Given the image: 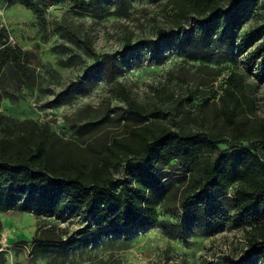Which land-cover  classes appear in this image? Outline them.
<instances>
[{"label":"rangeland","instance_id":"obj_1","mask_svg":"<svg viewBox=\"0 0 264 264\" xmlns=\"http://www.w3.org/2000/svg\"><path fill=\"white\" fill-rule=\"evenodd\" d=\"M30 1L42 18L18 0H0V26L8 34L0 41V113L47 125L59 137L57 148L68 140L72 154L90 157L126 136L132 120L116 91L120 85L143 107L146 121L225 136L229 124L219 97L233 71L240 85L229 104L240 128L248 132L264 118V72L258 69L264 47L252 62L264 41V0L237 27L228 18L207 25V15L194 12L177 25L169 0H59L45 8ZM231 5L221 1L223 9ZM150 40L158 42L156 51ZM217 66L225 69L215 77ZM114 172L124 175L123 165ZM162 173L156 224L102 231L66 251L44 248L36 238L65 240L91 218L71 208L38 213L45 201L29 192L18 199L28 210H0V264H260L247 249L243 228L249 224L212 212L235 213L229 194L213 192L205 206L184 209L181 165L172 162Z\"/></svg>","mask_w":264,"mask_h":264},{"label":"trees","instance_id":"obj_2","mask_svg":"<svg viewBox=\"0 0 264 264\" xmlns=\"http://www.w3.org/2000/svg\"><path fill=\"white\" fill-rule=\"evenodd\" d=\"M18 1L35 8L38 17H43L30 0ZM37 1L45 8L59 0ZM169 1L175 7L177 25L194 12L207 15V25L228 18L235 27L258 2L232 0L231 7L223 9V0ZM261 23L264 25V20ZM7 36L6 29L0 26V41ZM149 43L154 51L158 49V42L150 40ZM258 46L252 62L259 55L260 47H264V41ZM224 69L225 66L215 67L213 75H220ZM258 69L264 72V62ZM224 82V94L219 99L229 124V133L225 136L210 131L182 133L159 121H146L143 107L120 85L116 91L132 120L127 125L128 133L105 144L90 157L72 154L73 142L68 140L64 149L57 148L59 137L37 120L19 122L0 113V128H6L4 133L0 132V210H28L29 205L18 199L29 192L45 201L43 206H36L38 213L41 208L79 210L91 221L81 227L76 236L65 240L36 238L44 248L66 251L90 244L102 231H121L137 222L145 226L156 224L157 194L165 189L162 167L177 162L183 170L181 207L205 206L211 202L213 192L229 194L235 213L227 216L219 212L220 207L212 212L225 220L248 223L249 226L243 228L248 252L264 264V118L248 132L243 131L236 120L235 108L229 104L240 85V76L231 71ZM216 94L211 91V95ZM204 100L209 101V97ZM240 110L242 112L243 108ZM220 143H225L227 150H219ZM205 153L211 156L201 160ZM122 165L125 174L116 176L114 170Z\"/></svg>","mask_w":264,"mask_h":264}]
</instances>
